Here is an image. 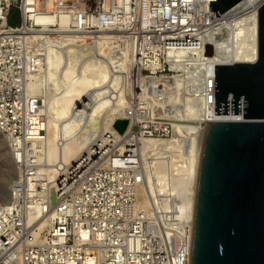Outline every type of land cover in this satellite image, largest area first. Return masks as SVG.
Masks as SVG:
<instances>
[{"label":"built area","instance_id":"built-area-1","mask_svg":"<svg viewBox=\"0 0 264 264\" xmlns=\"http://www.w3.org/2000/svg\"><path fill=\"white\" fill-rule=\"evenodd\" d=\"M210 1L217 0H53L58 14L68 11L75 21L63 29L58 22L56 30L111 33L113 53L133 56L150 80L133 85L123 108L126 131L92 140L70 164L57 165L51 181L44 171L49 115L39 112L43 97L27 87L49 45L34 34L44 0H0V133L18 170L9 199L0 202V264H191L192 226L162 225L155 204H139L146 181L140 140L173 136L187 122L179 108L191 105L209 117L208 77L218 63L204 53L206 40L227 34L244 8L261 6L242 0L216 17ZM14 12L19 22L11 25ZM178 74L181 85L162 83ZM89 102L74 103L72 117L81 124ZM65 141L62 133L58 145Z\"/></svg>","mask_w":264,"mask_h":264},{"label":"bare ground","instance_id":"bare-ground-1","mask_svg":"<svg viewBox=\"0 0 264 264\" xmlns=\"http://www.w3.org/2000/svg\"><path fill=\"white\" fill-rule=\"evenodd\" d=\"M258 1L261 5L264 3V0ZM249 7L243 9V16L236 19L233 25H229L227 34L218 37L211 35L206 40L208 45L203 51L210 53L214 63L255 62L258 59L260 7ZM33 17L38 26L34 34L47 40L49 45L44 49L45 57L39 59L38 71L28 74L27 87L34 97H43L39 112L49 115V130L45 140L50 165L44 171L53 181L57 165L70 164L92 140L103 137L106 133L119 138L113 126L114 121L125 117L123 108L131 102L133 85L144 84L150 79L145 74L141 75L139 68L133 65V56L125 52L119 58L113 53L111 33L93 36L72 32L70 29L62 30L69 18L74 21V15L68 11L58 14L53 0H44L40 11ZM58 22L62 28L60 30L54 28ZM44 61L46 75L41 88L39 79L45 72V64L42 65ZM162 79L165 86L174 87L181 85L183 76L178 74ZM84 97H89L91 111L87 114V122L81 124V121L72 116L75 113L74 103ZM190 106L187 108L191 109ZM153 107L157 110L163 108V105L154 104ZM184 109L186 106L177 111L184 115ZM195 111L192 110L189 117L183 116L189 121L184 125L179 124L170 138L153 137L140 140L146 178L152 179V184L159 192V222L165 226L181 225L182 230L185 224L192 228L194 226L202 144L207 124L210 120H242L210 119L196 114ZM82 125L85 127L84 133L79 132ZM62 133L66 141L63 146H59L57 141ZM139 204L144 207L151 206L143 192V185L140 188ZM44 226L43 222L42 227Z\"/></svg>","mask_w":264,"mask_h":264},{"label":"water","instance_id":"water-1","mask_svg":"<svg viewBox=\"0 0 264 264\" xmlns=\"http://www.w3.org/2000/svg\"><path fill=\"white\" fill-rule=\"evenodd\" d=\"M242 0L210 1L225 13ZM258 59L212 65L195 205L191 264H264V3ZM127 119L113 126L121 134Z\"/></svg>","mask_w":264,"mask_h":264},{"label":"rangeland","instance_id":"rangeland-1","mask_svg":"<svg viewBox=\"0 0 264 264\" xmlns=\"http://www.w3.org/2000/svg\"><path fill=\"white\" fill-rule=\"evenodd\" d=\"M13 21L16 23L19 21L17 18V15L13 14ZM44 64H45L44 65L45 69L43 68V71L46 70L45 61H44ZM45 75H46V71L43 74H41V78L39 79V83L41 84L40 85L41 88L43 86V82H44L43 78L45 77ZM41 88L39 90L43 92V90H41ZM190 108L193 110V112L195 111L193 106L192 107L190 106ZM187 109H189V107L187 108V106H186V109H184V112H185L184 114H186L188 112V115L187 114L186 115H187V117H189L192 113V110L189 109V110H191V111H189ZM185 110H187V111H185ZM187 120L189 121V119H187ZM17 173H18V170L15 167V165L11 159V155H10L9 149L7 147L6 141L4 139V136L0 133V202H6L9 199L10 186H11L12 181L16 177ZM149 178L150 177L146 178L145 184L143 185V192L146 195L150 205L153 206L155 204L157 207V206H159V197H158L159 192H157V190H156L157 188L155 187V185H153L154 183H153L152 179L149 180ZM151 195H153V198L151 197Z\"/></svg>","mask_w":264,"mask_h":264},{"label":"trees","instance_id":"trees-1","mask_svg":"<svg viewBox=\"0 0 264 264\" xmlns=\"http://www.w3.org/2000/svg\"><path fill=\"white\" fill-rule=\"evenodd\" d=\"M14 15H17V18H18V20H19V16H18L17 12H14ZM18 22H19V21H18ZM18 22H17V23H18ZM9 23H10L11 25H16V24H17L16 22L13 21V15H12L11 19L9 20Z\"/></svg>","mask_w":264,"mask_h":264}]
</instances>
